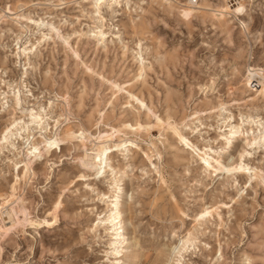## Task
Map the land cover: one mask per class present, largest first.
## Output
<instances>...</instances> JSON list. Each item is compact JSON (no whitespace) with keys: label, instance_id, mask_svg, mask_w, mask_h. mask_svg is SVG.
I'll return each instance as SVG.
<instances>
[{"label":"rangeland","instance_id":"obj_1","mask_svg":"<svg viewBox=\"0 0 264 264\" xmlns=\"http://www.w3.org/2000/svg\"><path fill=\"white\" fill-rule=\"evenodd\" d=\"M166 1L120 0L103 5L98 20L93 0H0V204L13 196L2 209L0 264H112L114 237L98 225L108 200L98 196L120 178L129 203L120 264H168L189 232L193 239L171 264H264V142L245 146L264 131V95L245 85L248 69H264V0ZM226 2L241 3V13L222 15ZM187 3L196 11L184 18ZM227 116L242 126L225 148L218 121ZM157 119L226 164L246 149L249 171L205 172ZM67 127L78 138L65 140ZM112 129L121 131L113 142H128L108 153L105 174L92 176L81 166V141L90 149ZM43 136L59 140L49 151L39 145L26 169L21 148ZM254 171L260 178L250 180ZM207 207L216 212L194 229ZM138 253L139 262L127 258Z\"/></svg>","mask_w":264,"mask_h":264},{"label":"bare ground","instance_id":"obj_2","mask_svg":"<svg viewBox=\"0 0 264 264\" xmlns=\"http://www.w3.org/2000/svg\"><path fill=\"white\" fill-rule=\"evenodd\" d=\"M82 1H88V0H82ZM125 1H128V0H125ZM150 1H155V0H150ZM165 2L167 3L166 0H165ZM194 4L195 3H187L184 6H182L183 9L181 11V14L183 15L184 18H188L192 15V13L195 10ZM92 5H93V9H94L93 13L98 15V20H102L103 17L100 15L101 14L100 13L101 7L103 5H106L108 8L113 9V8L118 7L120 5V0H93ZM179 6H180V4H179ZM232 8H234V9H232ZM237 8L242 9V4L239 3V4H237L236 7H234V5L232 7V6H230V2L229 3L226 2L224 6L219 8V11L222 15L224 13H227V15H229L232 12L241 13V11L237 12V10H236ZM184 13H188L187 17L184 15ZM95 14H94V16H97ZM234 16H236V15H234ZM29 21H31V20H29ZM34 23L37 25V22H34ZM126 24H129V23H126ZM130 27L132 28V30L134 32V33L132 32L133 34L137 33L139 28H137L133 24ZM97 29H99L97 32V35H99L98 36V42H102L103 39L106 37V32L103 30L102 25L98 26ZM130 31H131V29H130ZM92 32H94V31H92ZM21 51L24 53V52H26V49H22ZM142 72H143V68L139 67L138 75L140 76ZM247 72H248V75L245 76L246 77L245 78V85H247L249 88L250 87L253 88V87L258 86L259 88L255 89V90L258 92V94L260 93V94L264 95V69L260 70V69L251 68V69H248ZM253 84H255V85H253ZM130 98H133V99L135 98V100L139 103V105L140 106L142 105V107H144L143 106L144 102L140 98H137L133 95H131ZM215 109H217V108H215ZM222 109L223 108H222V104H221V106L219 107V110H222ZM218 117H222V116L218 115ZM232 120H233L232 116H227L226 118H223V119L220 118L218 121L219 122V129L222 131L221 138L225 139V148H227V146H229L230 143L236 139L238 133L241 131L242 124L234 123V121L232 122ZM157 122L161 123L163 129L173 131V133L176 135L179 143H183L186 148H188L190 151L195 152V156L199 160V163L201 164V168L205 172H209V173L214 174V175L215 174H222V175L226 174V175H228V174H231L234 172H242V171L236 170V169H241V168L244 169L243 171H247V170L249 171L248 166L245 165L244 162L242 161V159L244 157V152H246V149H243L239 153V161L233 162V163L230 162L229 164H226L222 158H216V159L212 158L210 156V153L208 152L209 149L207 147L199 149L196 145H194L192 142L187 140V138L185 136H183V134H180L177 131L176 125L172 126L169 123H162V121L160 119H157ZM137 124H138L139 128L141 127L143 129H145L146 131H148L149 128H152L148 125L142 126V125H140L141 123L140 124L137 123ZM181 124H182V122H181ZM16 125H17V120H13L11 125L9 126V128H7V131L5 134H7L9 131H11V129L13 127H15ZM127 127L133 128V129L135 128L134 126H132L130 124L127 125ZM227 127H229V128L227 129ZM123 129H126V127ZM79 130H81V129H79ZM135 130H137V128H135ZM63 131L64 132H61L60 134L61 135L64 134L65 140H70V142H71V140L78 138L76 131L72 127H67ZM252 131H253L252 128H248L242 132V135H249L250 133H252ZM85 132H87V131H85ZM85 132L82 131L80 133V136H83V134ZM112 132L113 133H106L103 135H99L98 138L95 139V140H97V143L95 142L94 145L92 144L93 147H91L90 149H87V146L85 144L86 140L81 139L82 140L81 146L85 150L83 153V157L81 158V161H82L81 166H83L84 168H88L90 171H92L93 172L92 176L94 175V176L100 177L101 175L105 174V169L107 166H109L107 164L108 153H110V151L113 148H114V150L117 151L118 149L121 148V146H123L124 144H126L128 142L125 140H121L120 138L117 141L113 142V137H114L113 134L121 132V131L113 130ZM123 132H125V131H123ZM39 133L41 134L42 132H39ZM3 137H5V135ZM43 138H44V141H38L37 143L30 142V143H28V146H26V147L23 146L21 148V149H24V152H22V156H23L24 160L21 161V163L24 165V167L26 169H30L32 164L34 163V161L38 157L37 152L39 151V148H40V147L38 148L39 145L43 144L42 149H44L45 151H49L53 147L52 144L53 143L56 144L59 140L58 138H56V136L55 137L54 136L53 137L43 136ZM2 139H4V138H2ZM60 139H61V137H60ZM0 140H1V138H0ZM246 140H247L245 143L246 147L252 146L256 142H264V131L260 132L259 134L254 135V136H252V138H249ZM109 142H111L112 145H108ZM129 144L133 145L135 143L129 142ZM152 146H154V145H152ZM33 148L36 149V152H34V153L32 152ZM156 154H159L158 151ZM111 155H112V151H111ZM145 156L147 157V160L150 161V157L147 154H145ZM109 168L111 170V174L117 175V173H119V174L121 173L120 169L116 171V168H112L111 166ZM15 169H17V168L15 167ZM157 169L158 168L155 167V171L159 175H161L160 172L158 171L159 169L158 170ZM255 171H257V170H255ZM255 171L252 172V175H250L248 177L250 180L254 179L252 177L260 178V175L258 174L259 172L257 173ZM81 177L84 178L85 175H81ZM116 178L117 177L115 176L114 180ZM257 178H255V179H257ZM121 182H122L121 178L117 180L116 183H118V185L117 184L116 185L118 188L121 185L120 184ZM261 183H264V180ZM112 188H114V187H112ZM118 188L115 191L112 190L111 193H103V194H101V196H98V197H100L99 199H101V200H103V199L108 200L107 201V203H108L107 216L105 215L102 218L99 217L98 218V225H102L105 223L108 224L110 227L109 231L112 232L111 236L114 237V240L110 241V243H109L110 250H113V252L115 253V255H113L114 256V262H112V264H120L121 263V259L118 258V256L120 257V254L122 253V249H124L128 245V242H127L128 239L125 237V233H124V220H123V216H122V209L126 208V207L128 208L129 203L121 201V196L119 193L120 189H118ZM2 199H3L2 204H0V222H2V220H3L2 219V216H3L2 209L6 205H8L9 203H12L13 196L11 199L9 198L10 200L9 199L5 200L4 198H2ZM215 208L214 209L212 207L204 208L199 213V215H197L195 220L193 221L196 223L193 226V228L196 229L198 226H201V224L203 223V219L206 216V215H204L205 213H207L208 216H213V213L216 212ZM11 209L14 211L13 208H11ZM7 215L9 216V218H11L10 212H7ZM99 219H103V220H99ZM187 235H188L187 238L185 240L183 239L179 243V245L175 246L172 249V251L170 252L169 257H168V259H169L168 264H171L173 257L176 256L178 253H180L189 244V242H191V240L193 239L191 232H189ZM133 246L135 247V242H131V245L129 246V248H131ZM129 257H134V260L136 262H139L141 260V258L143 257V254L138 253V254H135L134 256L132 254H130L127 256V258H129ZM158 262H159V260L157 261V263ZM154 264H156V263H154Z\"/></svg>","mask_w":264,"mask_h":264},{"label":"snow or ice","instance_id":"obj_3","mask_svg":"<svg viewBox=\"0 0 264 264\" xmlns=\"http://www.w3.org/2000/svg\"><path fill=\"white\" fill-rule=\"evenodd\" d=\"M236 10H237V12L242 11V9H240V8H237ZM184 15L187 17L188 13H184ZM52 146L55 147V144L53 143ZM32 152H33V153L36 152V149L33 148V149H32ZM236 170H237V171H243L244 169L241 168V169H236ZM80 179H83V177H80ZM204 215H207V213H205Z\"/></svg>","mask_w":264,"mask_h":264}]
</instances>
